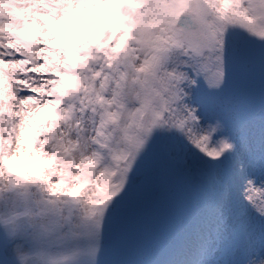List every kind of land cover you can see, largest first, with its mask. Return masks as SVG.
Wrapping results in <instances>:
<instances>
[{"label":"snow or ice","instance_id":"6c2138e0","mask_svg":"<svg viewBox=\"0 0 264 264\" xmlns=\"http://www.w3.org/2000/svg\"><path fill=\"white\" fill-rule=\"evenodd\" d=\"M0 264H264V0H0Z\"/></svg>","mask_w":264,"mask_h":264}]
</instances>
